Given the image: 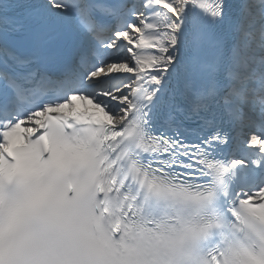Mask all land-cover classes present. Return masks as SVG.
Masks as SVG:
<instances>
[{
	"label": "snow or ice",
	"instance_id": "obj_1",
	"mask_svg": "<svg viewBox=\"0 0 264 264\" xmlns=\"http://www.w3.org/2000/svg\"><path fill=\"white\" fill-rule=\"evenodd\" d=\"M0 264H264V0H0Z\"/></svg>",
	"mask_w": 264,
	"mask_h": 264
}]
</instances>
